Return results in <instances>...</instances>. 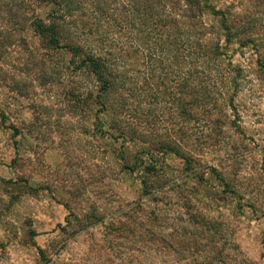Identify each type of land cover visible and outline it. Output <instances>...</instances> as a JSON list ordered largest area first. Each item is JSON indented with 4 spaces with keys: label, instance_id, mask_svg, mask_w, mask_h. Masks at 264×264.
Instances as JSON below:
<instances>
[{
    "label": "rangeland",
    "instance_id": "rangeland-1",
    "mask_svg": "<svg viewBox=\"0 0 264 264\" xmlns=\"http://www.w3.org/2000/svg\"><path fill=\"white\" fill-rule=\"evenodd\" d=\"M173 1L187 9L186 0ZM192 1L198 18L212 29L208 39H216L240 69L236 109L227 103L226 110L238 129L225 127L220 147H204L201 161L212 169L199 168L194 179L183 172L182 160L166 158L176 182L194 194L168 189L159 209L165 208L167 226L179 232L196 229L184 211L186 202L190 214L205 217L212 228L207 240L195 230L190 242L199 255L164 250L160 236L148 242L114 231L119 225L112 214L141 197L140 175L122 171L112 155L119 146L109 153L93 119L70 111L58 84L60 70L53 77L57 84L41 82L45 71L53 72L40 62L45 50L31 29L11 28L6 8L0 11V30L9 34L8 41L0 35V264H190L216 254L213 264H264V0ZM249 39L254 43L244 47ZM143 99L145 111L149 100L158 103V113L174 117L163 98ZM138 149L128 150L127 159L133 161ZM95 214L102 224L95 225ZM119 220L139 230L131 219ZM162 232L172 228L157 234Z\"/></svg>",
    "mask_w": 264,
    "mask_h": 264
},
{
    "label": "trees",
    "instance_id": "trees-1",
    "mask_svg": "<svg viewBox=\"0 0 264 264\" xmlns=\"http://www.w3.org/2000/svg\"><path fill=\"white\" fill-rule=\"evenodd\" d=\"M186 1L183 10L173 0H0V11L7 8L6 22L13 30L31 29L39 39L45 50L40 62L53 71H45L41 82L57 84L53 77L60 70L58 84L70 111L93 119L95 134L110 147L109 153L119 146L112 155L122 171L140 175L141 197L112 214L119 225L114 231L134 233L148 242L160 236L164 250L195 256L199 253L190 250L194 231L207 240L212 228L201 213L190 214L187 202L184 211L196 229L179 232L181 228L167 226L169 216L162 212L165 208L159 209L167 201L166 191L177 187L182 196L194 191L176 182L166 158L182 160L183 172L194 179L199 168L205 173L212 169L201 161L204 147H220L225 127L238 129L226 110L227 103L236 109L240 69L216 39H208L212 29L198 18L193 1ZM0 35L8 41L9 34L0 30ZM243 43L246 47L254 41ZM141 98H163L174 117L158 113V103L149 100L145 111L146 99ZM132 147L139 148L133 161L126 155ZM93 218L95 225L103 223L98 214ZM123 218L139 230L126 228L119 220ZM162 228L172 232L157 234ZM176 239L180 246L173 244ZM208 257L190 264H213L217 258Z\"/></svg>",
    "mask_w": 264,
    "mask_h": 264
}]
</instances>
